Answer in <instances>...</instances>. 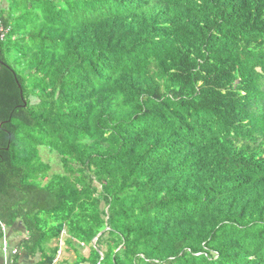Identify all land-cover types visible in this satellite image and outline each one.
<instances>
[{"label":"trees","instance_id":"obj_1","mask_svg":"<svg viewBox=\"0 0 264 264\" xmlns=\"http://www.w3.org/2000/svg\"><path fill=\"white\" fill-rule=\"evenodd\" d=\"M5 2L13 264H264V0Z\"/></svg>","mask_w":264,"mask_h":264},{"label":"rangeland","instance_id":"obj_2","mask_svg":"<svg viewBox=\"0 0 264 264\" xmlns=\"http://www.w3.org/2000/svg\"><path fill=\"white\" fill-rule=\"evenodd\" d=\"M3 1L5 2L6 0H3ZM38 6L40 8H42V5H38ZM38 6H37V9L39 12H41V9ZM37 14L40 15L39 13H37ZM33 103H37V101H34ZM40 157L44 163H46L47 165H49L51 167V172L49 173V175L62 174L63 173L60 162H59V157L56 154V152L51 151L48 148L41 147ZM4 254L5 253L2 250V252L0 253V255H1L0 264H13L14 254L11 252L9 254V256H7V259H5ZM76 258H77L76 251L72 250L69 247H65L64 253L61 256L60 261L64 262V264L67 262L72 263V262L76 261ZM17 264H34V262L31 260H28L26 258V256L25 257L22 256V257H20Z\"/></svg>","mask_w":264,"mask_h":264},{"label":"crops","instance_id":"obj_3","mask_svg":"<svg viewBox=\"0 0 264 264\" xmlns=\"http://www.w3.org/2000/svg\"><path fill=\"white\" fill-rule=\"evenodd\" d=\"M5 238H6V241L10 242L11 244L10 243L9 244L12 245L9 249H7V251L4 254L5 259H7V256H9V254L11 253V250L17 247V246H15V244L13 242H15L16 244L21 243L22 241H24L27 238V234H26L24 228L22 227V225L18 224V225L15 226V228L12 231H9L7 233ZM1 252H2V250H1V247H0V253ZM22 256L25 257L26 255L22 253L20 255V257H22ZM0 258H1V255H0ZM26 258L28 260L33 261L34 264H35V261L33 259H30L27 256H26ZM61 262L62 261H60L59 263H61Z\"/></svg>","mask_w":264,"mask_h":264},{"label":"built area","instance_id":"obj_4","mask_svg":"<svg viewBox=\"0 0 264 264\" xmlns=\"http://www.w3.org/2000/svg\"><path fill=\"white\" fill-rule=\"evenodd\" d=\"M2 5H3V0H0V33H1V40L4 41L5 40V36L9 32V30H6L4 28L3 21H2V18H1V8H2ZM13 254L15 255L16 254V251H13Z\"/></svg>","mask_w":264,"mask_h":264},{"label":"clouds","instance_id":"obj_5","mask_svg":"<svg viewBox=\"0 0 264 264\" xmlns=\"http://www.w3.org/2000/svg\"><path fill=\"white\" fill-rule=\"evenodd\" d=\"M3 5H4V1H3ZM3 5H2V8H3ZM2 8H1V9H2ZM3 25H4V24H3ZM4 28H5V27H4ZM6 235H7V233L5 234V236H6ZM4 241H5V243L7 242L5 238H4Z\"/></svg>","mask_w":264,"mask_h":264},{"label":"water","instance_id":"obj_6","mask_svg":"<svg viewBox=\"0 0 264 264\" xmlns=\"http://www.w3.org/2000/svg\"><path fill=\"white\" fill-rule=\"evenodd\" d=\"M3 65L1 62H0V66Z\"/></svg>","mask_w":264,"mask_h":264}]
</instances>
